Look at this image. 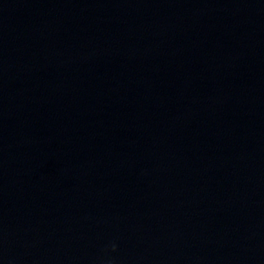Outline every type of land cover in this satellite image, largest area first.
Returning <instances> with one entry per match:
<instances>
[{"label": "water", "instance_id": "water-1", "mask_svg": "<svg viewBox=\"0 0 264 264\" xmlns=\"http://www.w3.org/2000/svg\"><path fill=\"white\" fill-rule=\"evenodd\" d=\"M0 264H264V0H0Z\"/></svg>", "mask_w": 264, "mask_h": 264}]
</instances>
